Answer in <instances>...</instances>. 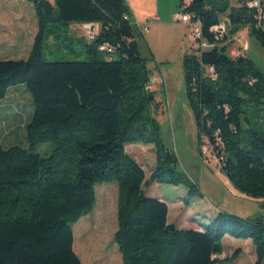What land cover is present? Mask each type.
Listing matches in <instances>:
<instances>
[{"label":"trees","instance_id":"16d2710c","mask_svg":"<svg viewBox=\"0 0 264 264\" xmlns=\"http://www.w3.org/2000/svg\"><path fill=\"white\" fill-rule=\"evenodd\" d=\"M21 1L33 8L37 32L26 60H0V106L22 85L33 114L25 127L29 149L0 145V264H82L72 228L93 210L101 184L118 187L113 239L122 264H229L239 253L219 258L225 236L250 240L254 264H264L262 218L219 212L203 229H182L168 223L163 200L145 196L144 188L157 183L186 187V205L202 197L161 139L150 71L139 53L142 35L126 1ZM183 12L199 21L208 45L196 40L198 47L182 57L198 153L206 147L235 189L264 198V130L257 126L264 125V73L247 56H231L226 43L247 28L264 51V19L225 0H192ZM223 16L228 35L219 39L211 29ZM72 24L98 25L95 36L79 39L87 59L46 61L49 39L76 41L68 34ZM42 143L50 144L49 156L32 152ZM128 145L153 147L156 163L147 180Z\"/></svg>","mask_w":264,"mask_h":264},{"label":"rangeland","instance_id":"374dc122","mask_svg":"<svg viewBox=\"0 0 264 264\" xmlns=\"http://www.w3.org/2000/svg\"><path fill=\"white\" fill-rule=\"evenodd\" d=\"M132 1L137 10L149 13L143 21L138 20L141 23L132 16L136 31L135 22L144 24L147 19L159 17V21L148 22L149 32L137 37L139 53L147 60L150 71L149 89L154 91L158 105L156 120L163 144L176 155L178 171L195 183L202 195L189 199L186 205V187L152 183L144 188L145 196L163 200L168 207V223L182 229H203L219 212L243 219L264 220V198H250L235 189L206 147L201 149V155L198 153L197 131L186 103L182 73V57L198 45L190 34L192 27L177 21V15L182 12L180 0ZM225 1L229 5L233 2ZM222 20L228 25L225 16ZM36 28L37 22L30 4L21 0H0V60H26L33 45ZM78 31L86 35L84 27H80ZM68 34L76 41L49 39L44 43L43 55L46 61L87 59L84 47L86 42H81V38H76L71 31ZM227 44L229 53L233 56H247L264 73V51L249 37L247 28L231 37ZM7 95L6 101L0 106V145L3 148L19 146L29 149L25 127L33 114L31 97L22 85L11 88ZM259 108V121H263L264 105ZM251 121L253 122V118ZM244 126L247 127L246 124ZM257 126L264 130V125L259 123ZM125 151L142 167L147 180L156 163L153 147L128 145ZM32 152L49 156L51 146L49 143H42L35 146ZM95 193L93 210L72 228L73 251L82 264H122L113 239L117 230L118 187L116 184L97 185ZM245 243L244 240L225 236L222 239L223 254L219 258H230L238 252L229 264H254V248L250 240L251 246H246Z\"/></svg>","mask_w":264,"mask_h":264},{"label":"built area","instance_id":"2783aa9c","mask_svg":"<svg viewBox=\"0 0 264 264\" xmlns=\"http://www.w3.org/2000/svg\"><path fill=\"white\" fill-rule=\"evenodd\" d=\"M232 4L230 5L231 7H241V6H246L252 9H256L260 15V17H262V19H264V13H262V9L260 7V0H245V2H234V0H232ZM192 2V0H181L182 3V12L181 14L177 15V21L183 24H189L192 29H191V36L192 38L196 40H200V47L201 48H207L208 45L202 40L201 38V30H200V23L199 21H192L191 16L186 14L185 12H183L184 8H186V6L190 5ZM137 29L140 33V35L144 36L147 32H148V23L145 22L144 24H138L136 23ZM84 28L86 29V37L88 39H90L91 37L95 36L98 33V25L96 24H86L84 25ZM212 33L215 34L216 38L219 39H223L224 36L227 37V25L226 23L222 20L218 25L214 26L211 29ZM229 42V39H227V42ZM231 56H233L230 53ZM239 55V54H238ZM238 55H234L233 57H236Z\"/></svg>","mask_w":264,"mask_h":264},{"label":"crops","instance_id":"0c3cea01","mask_svg":"<svg viewBox=\"0 0 264 264\" xmlns=\"http://www.w3.org/2000/svg\"><path fill=\"white\" fill-rule=\"evenodd\" d=\"M126 2H127V5L129 6V8L131 9V15L134 17V20L135 21H137L138 22V20L139 19H141L142 21H143V19L149 14L148 12L146 13V11H143V10H137L136 8H135V6H133L132 5V3H133V1L132 0H126ZM144 8V7H143ZM175 16H173V19H175L174 18ZM150 21H152V22H156V21H159V17L158 16H154L152 19H147L145 22H150ZM137 22H135V23H137ZM138 23H141V22H138ZM149 24V23H148ZM186 25V24H185ZM80 27H84V25L83 24H72V25H70L69 26V31H71V33L72 34H74L76 37H80V38H84L85 37V35H84V33L83 32H80V31H78L79 29H80ZM73 28H76V29H78V30H76V29H73ZM36 30H37V28H36ZM37 32V31H36ZM36 32H35V34H36ZM148 32H149V27H148ZM34 34V35H35ZM8 96V95H7ZM7 96H6V98L4 99V101H6V99H7ZM3 101V102H4ZM183 227H185V226H187V225H182ZM182 226H180V227H182ZM244 242H246L245 244H246V246H251L250 245V243H249V240H244ZM251 242V241H250Z\"/></svg>","mask_w":264,"mask_h":264}]
</instances>
